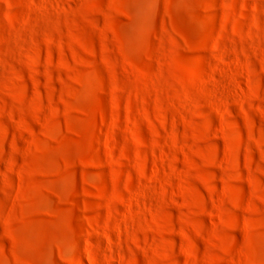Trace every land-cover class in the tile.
Returning a JSON list of instances; mask_svg holds the SVG:
<instances>
[{
    "label": "rangeland",
    "instance_id": "obj_1",
    "mask_svg": "<svg viewBox=\"0 0 264 264\" xmlns=\"http://www.w3.org/2000/svg\"><path fill=\"white\" fill-rule=\"evenodd\" d=\"M0 264H264V0H0Z\"/></svg>",
    "mask_w": 264,
    "mask_h": 264
}]
</instances>
